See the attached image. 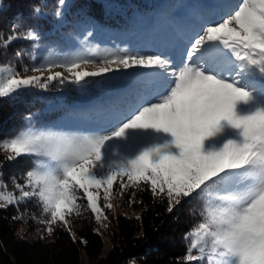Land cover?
Masks as SVG:
<instances>
[{"label": "snow or ice", "instance_id": "obj_1", "mask_svg": "<svg viewBox=\"0 0 264 264\" xmlns=\"http://www.w3.org/2000/svg\"><path fill=\"white\" fill-rule=\"evenodd\" d=\"M219 7L224 10L218 20L192 30L179 60L125 49L99 51L88 45L93 32L87 31L81 51L22 71L0 66V98L32 87L48 89L54 81L86 84L88 78L122 70H147L142 94L117 108L107 130L29 124L0 140L7 161H33L26 183L14 184L19 196L0 195V208L35 198L51 235L56 224L71 232L68 217L81 215V199L99 220L100 190L110 201L117 183L121 195L147 185L154 197L166 199L169 212L186 198L203 196L202 219L186 233L195 239L185 261L264 264V0ZM55 15L61 16L59 8ZM16 39L37 42L42 34L33 25L8 36L4 46ZM29 71L33 74H22ZM225 127L235 138L205 151V141Z\"/></svg>", "mask_w": 264, "mask_h": 264}, {"label": "trees", "instance_id": "obj_2", "mask_svg": "<svg viewBox=\"0 0 264 264\" xmlns=\"http://www.w3.org/2000/svg\"><path fill=\"white\" fill-rule=\"evenodd\" d=\"M159 2L71 0L64 7L58 5V0H0V62L22 70L40 63L49 54L47 50L79 45L87 31L93 32L88 39L92 42L96 40L92 37L104 35L134 45L129 41L134 33L131 23L137 20V28L143 25L144 19L152 18ZM58 8L60 17L55 15ZM33 25L39 26L41 40L16 39L4 46L8 36L24 33ZM106 80L88 78L86 84L54 81L48 89L25 90L0 98V140L26 127L28 117L38 124L54 122L64 106L82 119L98 115L105 109L96 93ZM8 164L0 148V175H21L16 169L8 172ZM32 166L27 162L24 168L28 171ZM36 201L0 208V264H188L186 233L201 220L206 197L186 198L169 212L166 199L154 197L147 185L128 188L123 210L112 218L107 230L108 250L94 214L70 217L71 232L56 224L49 235L46 227L37 226L33 220L44 214L42 204Z\"/></svg>", "mask_w": 264, "mask_h": 264}, {"label": "rangeland", "instance_id": "obj_3", "mask_svg": "<svg viewBox=\"0 0 264 264\" xmlns=\"http://www.w3.org/2000/svg\"><path fill=\"white\" fill-rule=\"evenodd\" d=\"M70 1L71 0H65V2ZM237 2L238 0H184V3L180 6H177L175 4L169 11H166L165 15L163 16L164 20L162 22L158 21L155 15L152 19H144L143 24H146V27H143V29L141 30L143 32V37L138 40L137 47L132 48L131 46H127L126 44L117 46L115 41L111 39L110 36L104 35L92 37L96 40L93 42L88 40L87 43L92 48H97L98 46L99 51H102L104 49H112L113 51L125 49L128 52L133 53H160L163 55L172 56L179 60L183 53L184 46L188 42L189 36L194 34L192 30H198L200 25L206 24L212 20H218L220 18L221 12L224 10L219 7L220 5L235 4ZM164 4H170V0H162L159 6H162ZM63 6L65 7V5ZM173 13L175 15L169 18V15ZM83 38H81V40H83ZM151 42L153 43L152 46L150 45ZM82 48L83 45H81L79 42V45L77 46H74L72 44L67 48L61 50H47L49 54L45 56V58H43L41 62H43L45 59L58 58L59 56H62L69 52L81 51ZM0 66L13 65L7 63L6 61H3L0 62ZM16 69L19 70L18 68ZM89 70L92 69L89 68ZM146 71L147 70L143 69H130L127 72H124L122 70L117 73L107 74L106 78L108 80L105 81L106 84L102 83L99 86L98 92L96 93V96L100 98V100L102 101V105L105 108V111L101 112L98 115H94L91 118L82 119V117H80L77 112H74L70 110L69 107L64 106L65 108L62 109V115L54 122L52 120L43 122L42 124H38L37 120L31 117L28 125L31 124L38 128L42 126H53L57 129L66 131H88L93 129L107 130L110 127L111 115L117 110V108H119L120 105L130 101L138 94H142ZM22 74L31 75L33 73L29 71L28 73ZM96 78H98L99 80L105 79V77ZM31 89L37 90L40 88L32 87L25 90L28 91ZM229 138H235V132L234 130L225 127L224 130L216 138L205 141L204 150L208 151L213 148L218 150ZM2 154L6 157L8 155V153L3 149ZM27 162L33 165L32 159L27 157L18 158L15 161L9 162L7 171L9 172L13 169H16L21 173V175L19 176L16 174L14 176H11V174L10 177L7 178L4 173L1 174L0 195L13 194L19 196V192L14 187V184L26 183L25 174L27 172V169L24 167H26ZM100 191L101 197L99 203L102 208V214L101 218L99 220L95 218V221L97 230L104 237V240L106 242V250H108L110 248V241L109 237L107 236V230L110 228V222L112 221V218L118 215L123 210L122 202L124 193L122 195L119 194V184L117 183L114 185L112 198L110 199V201L106 202L103 199V191ZM78 195L80 194L78 193ZM32 199L35 198H28L25 201H21L18 205H14H25ZM108 202L113 205L111 209L104 207V205ZM0 203L4 202L0 201ZM78 203L83 206L81 209V215L92 213L90 210L86 209V201L81 199L78 201ZM81 215H76L75 213H73L70 217ZM46 218V214H41V218L34 216L33 220L35 221V223H37V226L47 227L44 223H41V221L45 220ZM194 239V236L188 235L189 247L191 246ZM193 255H197L196 250H193ZM195 263L208 264L206 257L204 260Z\"/></svg>", "mask_w": 264, "mask_h": 264}]
</instances>
